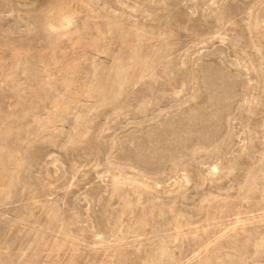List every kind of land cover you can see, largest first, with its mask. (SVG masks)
<instances>
[{"label": "rangeland", "instance_id": "obj_1", "mask_svg": "<svg viewBox=\"0 0 264 264\" xmlns=\"http://www.w3.org/2000/svg\"><path fill=\"white\" fill-rule=\"evenodd\" d=\"M0 264H264V0H0Z\"/></svg>", "mask_w": 264, "mask_h": 264}]
</instances>
